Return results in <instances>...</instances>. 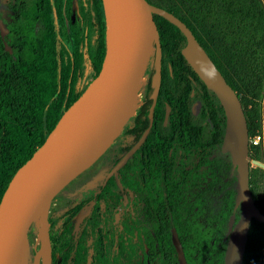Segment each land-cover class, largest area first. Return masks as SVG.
<instances>
[{"label":"trees","instance_id":"obj_1","mask_svg":"<svg viewBox=\"0 0 264 264\" xmlns=\"http://www.w3.org/2000/svg\"><path fill=\"white\" fill-rule=\"evenodd\" d=\"M170 13L193 35L241 105L248 140L260 128V97L264 88V6L262 0H145ZM69 0H0L5 5L7 33L0 36V197L14 172L43 143L61 114L82 93L78 90L81 62L85 55L95 75L105 51L106 26L100 0H85L79 7L80 23L91 29L90 45L78 28L70 26L63 44L62 7ZM3 12L0 9V15ZM1 19V16H0ZM154 21L160 47V83L149 132L136 155L156 166L163 191L175 178H168L166 151L174 147L177 162L182 152L196 156V184L180 194L178 207L165 195L166 218L155 232L160 264H176L170 241L174 229L186 264H222L230 216L238 220L240 208L234 205L235 168L229 153H221L224 115L214 96L182 58V34L156 15ZM9 49V51L6 50ZM154 52V44H152ZM83 49V50H82ZM91 49V54L89 53ZM153 53L142 101L130 123L121 132L124 144L119 158L148 127L151 104ZM166 115V117H165ZM128 137H131L129 142ZM118 171L119 190L112 178L99 186L94 196L78 201L62 214L66 227L90 201L93 206L60 264H128L130 245L126 218L116 227L104 220L107 203L120 205L125 195V169ZM249 160L258 161L257 146L248 143ZM181 164V163H180ZM202 165L203 172L198 173ZM180 173H183L182 171ZM264 171L250 168L248 187L254 207L264 215ZM201 177V180H200ZM176 181V180H175ZM201 181V182H200ZM171 187V186H170ZM53 223L48 220L50 262L53 263ZM151 249L152 243L148 245ZM173 258V259H172ZM138 264L145 259L138 256ZM241 264H264V224L250 219Z\"/></svg>","mask_w":264,"mask_h":264},{"label":"water","instance_id":"obj_2","mask_svg":"<svg viewBox=\"0 0 264 264\" xmlns=\"http://www.w3.org/2000/svg\"><path fill=\"white\" fill-rule=\"evenodd\" d=\"M127 10L117 28L107 37L98 73L61 114L43 143L12 175L0 197V264H15L26 244L27 233L39 213L76 175V163L89 133L96 125L106 98L120 86H131L140 71L148 46L153 53L151 104L148 127L137 142L109 170L114 176L144 141L152 121V112L160 83V47L153 15L173 25L185 39L180 54L195 75L218 100L224 115L221 153H229L235 168L234 205L240 206L238 220L227 223V239L222 264H241L246 233L251 218L264 224V215L254 207L249 187L250 164L264 165L248 158V136L241 105L206 53L185 25L170 13L145 0H124ZM7 33L0 22V36ZM154 44V52L152 48ZM9 51L8 48H6ZM152 53L150 55H152ZM166 117V115H165ZM118 184V182H117ZM171 243L177 264H186L180 243L171 231Z\"/></svg>","mask_w":264,"mask_h":264},{"label":"rangeland","instance_id":"obj_3","mask_svg":"<svg viewBox=\"0 0 264 264\" xmlns=\"http://www.w3.org/2000/svg\"><path fill=\"white\" fill-rule=\"evenodd\" d=\"M64 1V0H63ZM85 0H69V2L62 7V16H63V32H64V41L63 44L66 50L69 52L71 49V42L68 41L67 35L70 31V26L73 24L74 28H78L80 31V35L84 38V42L90 45L91 40L93 38L91 29H84L82 24L80 23L79 18V7L84 3ZM101 4V12L103 16V20L105 22L106 15L104 9V0H100ZM264 6V5H263ZM1 12V16L7 20L8 18L3 15ZM83 50V49H82ZM91 49H89V53L91 54ZM152 51V49H151ZM152 53V52H151ZM151 56V55H150ZM147 60V64L145 70L143 71V86L140 89L139 102L141 104V98L143 93L144 84L146 81V77L148 74V64L149 58ZM94 78V73L87 61V57L83 55L81 62V77L78 83V90L81 92L86 88V86L90 83V81ZM260 128L257 133L259 137V141L257 143L260 160L259 162L264 165V88L260 97ZM131 120V119H130ZM128 123L123 126L121 132L127 127ZM121 132L111 144V146L102 154L93 165L85 170L84 172L77 174L70 182H68L49 202L47 205V213H46V223L48 226V220L53 223V228L51 230V235L54 239L52 255H53V263L52 264H60L61 258L70 252V248L72 243L82 225L83 219L89 215L91 207L93 206V201L87 203L72 219L71 223L66 227L61 226L62 218L61 214L73 204L78 201L84 200L86 198L94 196L99 189L104 177L106 176L108 170L111 168L113 160L118 156V147L124 144V138L121 135ZM192 161V157L187 155V162L190 163ZM193 162V161H192ZM250 168H256L254 165L250 164ZM264 171V170H263ZM192 172V171H191ZM260 178V185L262 190H264V176ZM127 207L125 206V198H123L120 205L107 203V206L104 210V220L111 227H117L122 218H126ZM141 220V219H140ZM148 238H150L151 233V225L152 221L149 218L148 221ZM40 220L36 219L34 221L27 233L26 244L21 251L19 257L17 258L16 264H33L38 252L41 250L43 245L45 244L44 240L39 241L38 235L41 229ZM118 229L120 227L118 226ZM48 230V228H47ZM46 241L48 247L50 246L48 240V234L46 236ZM43 241V242H42ZM41 242V243H40ZM147 246L148 253V264H160L159 261V252L157 246L152 244L151 249ZM145 246V247H146ZM51 247H49V250ZM173 259V258H172ZM174 261L172 260L173 264ZM51 264V262H50Z\"/></svg>","mask_w":264,"mask_h":264},{"label":"flooded vegetation","instance_id":"obj_4","mask_svg":"<svg viewBox=\"0 0 264 264\" xmlns=\"http://www.w3.org/2000/svg\"><path fill=\"white\" fill-rule=\"evenodd\" d=\"M0 9L3 11L4 13L3 15L7 17L6 13L4 12L5 5L3 4L0 5ZM0 22L6 28L5 22H7V20H5L4 17L1 16ZM128 140L130 142L131 137H128ZM137 140L134 143L130 144L131 146L128 150H130L132 146H134ZM142 144L127 159L128 161L131 157H134L132 159L131 164L125 169L126 187H125L124 198H125V206L127 207V214H126L127 240L129 242L131 249L130 257H129L130 259L128 264H138V256L140 254L145 259V264H148V256H147L148 253L146 251L147 250L146 245H150L152 243L153 245L157 246L158 244L159 238L157 237L155 229L157 228L158 222L163 221L166 218L165 195L167 196L171 195L170 205H175L178 207V203L180 201L179 199L180 194L183 193L184 188L192 183L196 184L198 182L197 173L195 171L196 170L195 154H193L192 152L183 151L181 162L179 161L177 162V157L176 155H174V147L170 146L166 151L165 161L167 162L168 170L169 171L172 170L174 172V175H171V173L168 172V178L174 177L176 181L174 180V183L172 185L168 184L169 189L167 190V192H164L161 184L162 182L159 181V174L155 172L156 166L153 163H148L146 157L136 155L137 150L142 146ZM117 151H119V147ZM187 155H190L192 157L193 162L192 161L190 163L187 162ZM115 159L113 160L111 168L119 161L118 160L116 163H114ZM198 169H199L198 173L199 175H201L203 172L202 165H200ZM118 171L116 172V178L114 176H111L105 179L104 177L101 185L105 184L108 179L112 178L118 189L121 190L122 187L118 182V176H117ZM181 171L183 173H180ZM149 218L152 221L150 238H148V224H147ZM172 230L174 231V229H170V241H171ZM175 260H176V254H175ZM176 264H177V260H176Z\"/></svg>","mask_w":264,"mask_h":264},{"label":"bare ground","instance_id":"obj_5","mask_svg":"<svg viewBox=\"0 0 264 264\" xmlns=\"http://www.w3.org/2000/svg\"><path fill=\"white\" fill-rule=\"evenodd\" d=\"M104 9L106 15L105 22L107 24L106 36L109 37L115 31L125 14L127 4L124 0H104ZM151 52V47L148 46L142 61L141 69L136 74L133 84L129 87L125 85L120 86L117 91L106 98L98 121L89 133L76 163L75 169L77 174L90 168L93 163L105 153L117 138L123 126L134 116L136 109L140 105L139 92L143 86V71L145 70ZM46 213L47 208L45 207L36 218L40 220L42 224L38 240H44L45 244L38 252L33 264H50V246L48 247L46 241L48 228L45 221ZM36 219L34 221H36Z\"/></svg>","mask_w":264,"mask_h":264},{"label":"built area","instance_id":"obj_6","mask_svg":"<svg viewBox=\"0 0 264 264\" xmlns=\"http://www.w3.org/2000/svg\"><path fill=\"white\" fill-rule=\"evenodd\" d=\"M258 141H259V137L256 134L248 140V143L255 146V145H257Z\"/></svg>","mask_w":264,"mask_h":264},{"label":"crops","instance_id":"obj_7","mask_svg":"<svg viewBox=\"0 0 264 264\" xmlns=\"http://www.w3.org/2000/svg\"><path fill=\"white\" fill-rule=\"evenodd\" d=\"M262 3H263V5H264V0H262Z\"/></svg>","mask_w":264,"mask_h":264}]
</instances>
